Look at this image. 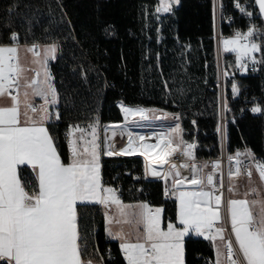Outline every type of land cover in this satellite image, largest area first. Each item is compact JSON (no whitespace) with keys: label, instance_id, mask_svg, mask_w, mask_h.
<instances>
[{"label":"trees","instance_id":"obj_1","mask_svg":"<svg viewBox=\"0 0 264 264\" xmlns=\"http://www.w3.org/2000/svg\"><path fill=\"white\" fill-rule=\"evenodd\" d=\"M157 6L158 0H0V45L11 44L16 33L17 44L58 46L50 70L58 93L59 118L47 127L62 162H69L64 126L97 120L101 126L121 122L118 103L178 113L181 119L193 121V132L197 128L209 135L211 153L201 155L220 152L212 1L179 0L163 15L156 11ZM259 29L262 36L258 43H264L263 16ZM222 30L229 29L223 26ZM255 56L260 63L256 76L236 70L234 53L222 56L228 119L223 138L226 154L247 147L264 160V112L251 113L242 101L258 97V105L264 109V51ZM233 83L238 94L232 93ZM101 166L103 184L119 185L122 202L161 206L163 226L175 222V200L164 196L161 180L144 177L139 156L103 155ZM19 171L22 182L36 186L29 167L21 166ZM77 213L81 246L86 249L84 263L126 264L118 243L105 233L101 207L81 204ZM204 256L213 261L210 240L185 238V264H202Z\"/></svg>","mask_w":264,"mask_h":264},{"label":"snow or ice","instance_id":"obj_2","mask_svg":"<svg viewBox=\"0 0 264 264\" xmlns=\"http://www.w3.org/2000/svg\"><path fill=\"white\" fill-rule=\"evenodd\" d=\"M253 2L264 15V0ZM174 3L179 0H160L156 11L171 12ZM236 7L248 16L254 15L238 2ZM256 31L252 26L246 32L237 31L232 38L222 40L225 51L236 53V64L241 70H248V61L257 63L255 53L264 51V43L255 41ZM11 39H18V34L13 33ZM37 49L38 45L33 44L26 48V52L32 54L33 63L39 64L41 71L23 64L19 46L0 45V101H10L0 104V261L5 264H84L82 257L86 249L81 246L77 205L93 202L105 209L115 207L118 216L105 213L107 231L109 236L120 241L126 264H185L183 241L190 231L213 242L218 238L226 240V251L217 247L215 264H221L222 256L225 264H264V199L247 198L249 195L260 196L257 189H250L242 199L227 202L238 256L231 238L226 239L225 230L217 226L221 219L219 204L222 194H215L213 174L201 177L197 164L181 165L191 168L190 177H181L175 164L170 165L166 173L150 166L152 176L165 181L172 178L171 188H166L165 192L178 201L177 219L182 227L178 228L169 221L165 229L162 227V208H153L148 202L124 204L116 189L102 184L98 120L86 127L70 126L69 136H75L77 132L79 136L69 140L72 156L68 163L62 162L55 138L43 126L50 119L48 106L58 103V93L47 70L48 61L56 58L58 46L53 43L42 53ZM30 70L34 72L31 79L25 75ZM232 91L234 94L239 92L235 83ZM31 97L42 98L44 104L38 108L31 102ZM122 111L126 120L128 116L149 119V110L143 108L122 106ZM251 111L264 112V109L254 105ZM181 132L177 123L169 130V135ZM137 138L145 139L143 136ZM128 141V147L119 154H131L135 146L131 132ZM174 141V136L166 139L165 148L156 152L152 163L163 167L178 152L195 159L192 151L195 145L185 144L182 136L175 147ZM78 143L83 144L82 150ZM140 147L148 152L158 148L159 143ZM114 154L111 150L105 152L108 156ZM241 155L251 163L241 160ZM228 159L236 165L234 170L230 168L229 179L244 174L251 180L255 168L261 184H264V160L255 157L250 150L243 154L237 152L235 157L229 155ZM21 165H31L36 171L35 187L27 181L22 182ZM219 167V162L213 164L214 169ZM185 183L192 185L193 190H181ZM205 185L212 186V189L205 191ZM229 191L233 188L230 187ZM213 200L216 207L212 205ZM114 223L134 224L135 231L125 232L121 228L113 232Z\"/></svg>","mask_w":264,"mask_h":264},{"label":"built area","instance_id":"obj_3","mask_svg":"<svg viewBox=\"0 0 264 264\" xmlns=\"http://www.w3.org/2000/svg\"><path fill=\"white\" fill-rule=\"evenodd\" d=\"M211 1H212V7H213V35H212V38L214 40V45H215L218 74H219L218 79L216 81V85L218 86L219 91H220L219 104H220V110H221L222 106L225 105V104H223V98L221 100V94L223 95L222 56L225 53H235L232 51H225L223 44H222V40L232 38L237 31L246 32L249 27L255 26V28L257 30L256 35H255V41H256V43H258L259 38L262 36L261 31L259 29V19L261 18L262 15L259 13L258 6L255 5L253 0H211ZM237 2L241 6L245 7L247 11L253 12L254 15L248 16L245 13H242L236 7ZM223 26H227L229 30L227 32H224L222 30ZM12 43L17 44V41L12 40ZM256 60H257V58H256ZM259 69H260L259 61L257 63H254V64L251 61H248V70L247 71L239 69L237 67V64H236V70L239 73H248V74L256 76L259 73ZM231 98H234V95H232ZM242 101H243V103L246 104L245 109L251 113H254L251 111V109L254 105H258V97H250V98L245 97L242 99ZM118 107H119V104H118ZM226 108H227V106L225 105V112H226ZM143 109L147 110L148 108H143ZM163 112L171 118L170 119L171 121L169 124H166L164 127H162V129H157L159 131L156 130L160 134L161 133L164 134L162 137L164 138L165 143L161 146L160 151L163 148H165L166 139L171 138L170 137L171 135H169V130L173 129L175 127V124L182 120L178 113L167 112V111H163ZM220 115L222 117L221 113H220ZM133 118H131L129 121H131ZM123 121H125V120H123ZM227 121H228V119H227L226 115H224L222 124L224 122L226 123ZM190 123L193 124V121H190ZM77 124H79L81 127H86L89 123H68V124H66L64 126L63 132H62L63 139L66 143H68L69 140H71V138H72V136H69V134H68L70 131V126L71 125H77ZM105 125H103V129L105 128ZM196 131H197V128L195 129V131L193 133L195 134ZM182 140L185 142V144L195 145V147L192 149V151L194 153V157H195L194 160L190 159L189 157L184 156L180 152H178L177 154H175L171 158H169L168 163L165 164L163 167H161L159 164L152 163V161H150V164L152 165V167H155L157 171H161L162 173H166L169 170L170 165L175 164V165H177V170L181 173V177H190L191 176V168L190 167H187V168L181 167V165L188 164L190 166L191 164L195 163L200 167L199 175H201L202 165L206 164L208 166L209 174H213V177H214V186L216 189L215 194L216 195L222 194L221 195V201H220V207H221V211H222L221 227L225 230L224 231L225 238L226 239L231 238L234 248H237V246L235 244L234 235L231 233V224L227 220V196H228L227 180L229 178L230 168L234 170L236 167L234 161H229V159H228L229 154H226L223 145H221L220 152L216 155H201L198 153L197 142L194 138H189V137L183 138L182 137ZM173 147H175V144H173ZM182 147H183V145H182ZM104 150H105L104 151V153H105L107 151L105 139H104ZM247 151H249V149L247 147H244L242 149V154L247 152ZM105 156H108V155H105ZM112 156H124V155L114 154ZM135 156H140V155H135ZM232 156L235 157L234 154H232ZM140 157H142V156H140ZM240 159L245 161L246 163H251V161L246 160V158L243 155H241ZM216 162H219V164H220V167L218 169L213 168V164ZM147 166H148V162H147V160L144 159V177L145 178H147V179H159L162 181L163 186H165L167 184V182L172 183V180L170 179L171 177L169 178L170 181H168V180L165 181L161 177H155V176H152L151 174H149V172L147 170ZM252 172H254L256 174V176H258V173L256 172L255 168L252 169ZM221 181H222V184H221ZM104 186L105 187H112L116 190L119 187V185L116 187L108 186V185H104ZM263 186H264V184H263ZM209 188L211 190L212 186H209ZM137 189L139 190L140 187H137ZM117 192L119 194L118 190H117ZM119 196H120V194H119ZM225 243H226V240H225ZM225 243H224L223 251H226ZM121 254H123V253L121 252ZM237 255L239 256L238 248H237ZM87 262L88 261H86V263ZM202 264H212L211 259L208 256H204ZM223 264H225V259H224Z\"/></svg>","mask_w":264,"mask_h":264},{"label":"crops","instance_id":"obj_4","mask_svg":"<svg viewBox=\"0 0 264 264\" xmlns=\"http://www.w3.org/2000/svg\"><path fill=\"white\" fill-rule=\"evenodd\" d=\"M177 5H178V3H174L172 5V8L173 7H176ZM159 6H160V0H158V6H157V8ZM158 13L161 14V15H163V14H165L167 12H158ZM33 44L38 45V49L37 50L42 53L43 50L47 46H49V45H51L53 43H46V44H39V43L13 44V43H11V44H7L5 46H9V45L19 46V48H20V57H21V61L23 62V64L27 68H29V69H34L36 71H41L40 65L33 63V56H32V54L26 52V48L27 47H31ZM51 60L52 59H50L48 61L47 70L51 74V82L54 85L53 75H52L51 70H50V62H51ZM25 75L29 79H31L32 76L34 75V72L30 70V71L26 72ZM31 102L34 103L38 108L41 105L44 104V100L42 98H40V97H31ZM8 103H10V101L7 100V99H5L3 101H0V104H8ZM21 108H22V111H23V106H21ZM57 108H58V103L56 105H49L48 106V111H49V114H50V119L46 120L45 123H44V125H43L47 129H48L47 124L49 122H51L52 120H57V114H58V112H57L58 109ZM177 123L180 125V129L182 130V132L179 135H176L175 133H173L171 135V137L174 136L175 138H177L174 141V144L180 140L181 136L183 138H188V137L189 138H194L196 140V142H197V145H198L197 148H198V152L200 154H210L211 153L209 135L205 131L197 129V131L194 134L193 131L191 130V123H190V121H187L185 119H182L180 122H177ZM89 124H91V123H89ZM153 132H156V131H153ZM48 133H49V130H48ZM191 134H193V135H191ZM49 135H50V133H49ZM78 136H79V133H76V135L75 136H72L71 139H77ZM140 136H141V134H140ZM98 144H99V150L98 151H99V156H100V161H99L100 162V175H101V181H102L101 158H102V156L104 154H103V151H102V142H99ZM67 146H68V150H69V161H70L71 156H72V151H71L69 142L67 143ZM77 146L82 150V148H83V144L82 143H78ZM240 153H242V151H240ZM21 166L29 167L32 170V172L34 173V176H35V179H36V171L33 170V168H32L31 165H21ZM208 174H209V170H207V172L205 173L203 171V168H202V171H201V175L200 176L201 177H206ZM170 179L172 180V178H170ZM170 179L168 181H170ZM227 183H228L227 202H228L229 199H242V198H244V194L246 192H249V190L250 189H253V188L257 189L261 193V195L260 196L249 195L247 198L249 200H253V199H264V186H263V184H261L259 177L256 176V174L254 172H252L251 180H249V178L246 175L241 174L239 176H234L232 179H229L228 178ZM36 184H37V180H36ZM102 184H103V181H102ZM230 187L233 188V191H229V188ZM166 188H171V182L170 183L167 182V184L165 186H163V194H164V196L166 198H172V199L175 200V203H176V220H175V222H172V223L175 224L178 228L179 227H182V225H180L179 220L177 219L178 201L176 200V198L174 196H171L170 194H166V192H165V189ZM181 190H193V186H190V187H182ZM204 190L205 191H210L209 186L205 185ZM141 202H146V201L123 202V203L124 204H133L134 205V204H138V203H141ZM84 204H93V205H98V206L101 207L102 213H103V218H104V229H105V233H106V235L111 240L116 241L118 243V246H119V249H120V241L118 239H113L108 234V231H107L108 224H107V220H106V216H105L106 211H107V213H108L109 216H113V215L118 216V213H117L115 207L113 206L110 209H105V207L103 205H100V204H97V203H93V202H87V203H84ZM78 205H81V204H78ZM212 205H213V207H216V203H215L214 200L212 202ZM152 207L153 208H156V207L162 208L161 206H152ZM219 211H220L221 219L218 222L217 226L221 227V223H222V211H221L220 204H219ZM161 217H162V227H164L166 229L167 224H166V226H163V211L161 213ZM227 220L230 223V216H229V213H228V203H227ZM121 228H123V230L125 232L135 231V225L134 224H115L114 223L112 225L113 232L119 231ZM223 235L225 237V234L224 233H223ZM189 236L206 239L204 236L198 235L197 233L190 231L189 234L184 237V240H185V238H187ZM206 240H209V239H206ZM210 241H211L212 246H213V261H212V264H215L217 247H219V249L222 252H224L223 251V247H224L225 241H221L219 238L215 242H213L212 240H210ZM183 243H184V241H183ZM120 251H121V249H120ZM122 256H123V254H122ZM123 259H124V256H123ZM124 261L126 262L125 259H124ZM223 262H224V257L222 256L221 257V264H223Z\"/></svg>","mask_w":264,"mask_h":264},{"label":"bare ground","instance_id":"obj_5","mask_svg":"<svg viewBox=\"0 0 264 264\" xmlns=\"http://www.w3.org/2000/svg\"><path fill=\"white\" fill-rule=\"evenodd\" d=\"M119 105H120V110H121L122 121L121 122H111V123L106 124L104 128L105 131L103 129V133H104V138H105L106 150L107 151L111 150L113 153H116L117 155H123L119 153L121 152V150L127 148L129 144L128 133L130 132V130L127 125V122H128L127 120H130V118H132L133 116H128L127 120L125 119V121H123L125 118V114L122 111V106H127V107H131V106H128L125 104H119ZM131 108H142V107H131ZM222 121H223V116L221 117V122ZM150 132L151 131H146L143 133L147 135V133H150ZM133 138L135 140V146L131 154H127L124 156H135V155L142 156L145 160H147L148 162L147 170L149 174H151L152 165L150 164V161L154 160L156 152L160 151L161 146L165 142L160 137L152 138V137L147 136V137H144L145 139L143 141L139 140L138 138H135L134 136ZM158 143H159L158 148L151 149L148 152H144V149L140 147V145L142 144L156 145Z\"/></svg>","mask_w":264,"mask_h":264},{"label":"rangeland","instance_id":"obj_6","mask_svg":"<svg viewBox=\"0 0 264 264\" xmlns=\"http://www.w3.org/2000/svg\"><path fill=\"white\" fill-rule=\"evenodd\" d=\"M234 54H235V57H236V53H234ZM222 76H223V74H222ZM232 87H233V85H232ZM232 87H231V90H232ZM232 93H233V91H232ZM223 104H225L224 96H223ZM225 105H223L221 110H220V113L222 114V116L225 115ZM147 110H149L148 113H147L148 116H149V119L140 120L139 117L137 116V117H134V118L132 117L133 119L131 121L127 120V121H129L127 123V125L130 127L129 130H130L131 134L135 138H137L138 135L141 132V136H143V137H147V136L152 137V138L160 137L162 140H164V138L161 136V134L159 132H153V131H156L157 129H162V127H164L166 124H169L170 121H171L170 120L171 118L169 116H167L162 110L149 109V108ZM124 120H125V118H124ZM133 120L136 121L135 124L131 123ZM221 123L222 122L219 121V129H220V131L222 130V126H223V129L225 127V122L223 124H221ZM104 131H105V129H104ZM146 131H151V132L147 133V135H145V133H143V132H146ZM157 131H159V130H157ZM97 136H98L97 143L102 142V151H103V154H105L104 153V151H105L104 150V139L105 138H104V133H103V125L102 126L99 125V127L97 128ZM88 138L90 139V137H88ZM176 139L177 138H175V140ZM164 142H165V140H164ZM234 155H236V153ZM140 158L143 160V163H144V159L142 157H140ZM204 165H206V164H203L202 168H203V171L206 173L207 170H208V166L204 167Z\"/></svg>","mask_w":264,"mask_h":264},{"label":"water","instance_id":"obj_7","mask_svg":"<svg viewBox=\"0 0 264 264\" xmlns=\"http://www.w3.org/2000/svg\"><path fill=\"white\" fill-rule=\"evenodd\" d=\"M262 16L264 17V15H262ZM222 98H223V95L221 94V100H222ZM119 104H122V103H119ZM119 109H120V105H119ZM120 112H121V110H120ZM219 121L221 122V115H220ZM221 134H222V145L224 146V138H223L224 137V129H223V126H222V130H221ZM190 186H192V185L185 183V185H183L182 187H190ZM1 263H5V262L1 261L0 264Z\"/></svg>","mask_w":264,"mask_h":264}]
</instances>
